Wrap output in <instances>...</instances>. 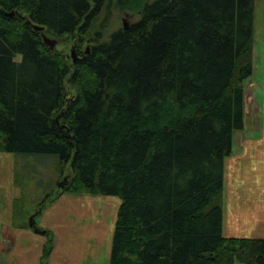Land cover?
<instances>
[{"label":"trees","instance_id":"16d2710c","mask_svg":"<svg viewBox=\"0 0 264 264\" xmlns=\"http://www.w3.org/2000/svg\"><path fill=\"white\" fill-rule=\"evenodd\" d=\"M256 1L0 0V154L120 197L110 264H264L263 238L224 235L222 203ZM114 10L139 20L106 37ZM43 35L78 40L77 62Z\"/></svg>","mask_w":264,"mask_h":264},{"label":"rangeland","instance_id":"374dc122","mask_svg":"<svg viewBox=\"0 0 264 264\" xmlns=\"http://www.w3.org/2000/svg\"><path fill=\"white\" fill-rule=\"evenodd\" d=\"M147 1L152 2L154 0ZM125 19L130 26V24H134L139 20V16L130 11L120 12L114 10L108 24L106 37L122 28ZM255 31L256 44L264 41V0L256 1ZM64 43L65 41L58 40L57 48L66 51L68 56L72 58V50L77 52L78 40L65 43L67 45ZM88 48L90 46L87 44L84 50L86 51ZM263 50V43L256 45V50H254V73L248 79L245 88L246 119L254 125H259L262 122L261 115L264 105ZM242 131L237 132L235 135L234 148L236 149H239L242 139L248 136L246 132L243 133ZM12 155L17 158L15 163L18 162L20 165L16 167L17 172H0V205L4 207L8 203L7 196L10 190V196L13 197V203L15 204L12 212H14V216L16 212L18 213L16 218H19V220L23 219V224H20V226L25 224V227L30 228V220L33 219L35 226L31 227L48 238L44 251L48 257L43 259L42 264H51L50 253L56 246L55 238L58 237L61 230L63 231V226L66 228L64 233L71 237H78L84 246H87L89 242L88 244L93 246V250L96 249L98 252L99 255L96 258L93 260L83 258V262L88 264H110V246L122 199L120 197L107 198L99 196L79 197L63 193L64 188L68 185L70 175L69 172L63 174L56 172V157ZM9 158L11 161L12 158ZM48 209L54 211H47ZM48 214L56 218L55 222L51 221L49 223L50 226L47 225L48 222H45ZM41 220L44 222L42 223ZM93 250L91 251L93 252ZM69 260L71 264L76 261L74 257Z\"/></svg>","mask_w":264,"mask_h":264},{"label":"crops","instance_id":"0c3cea01","mask_svg":"<svg viewBox=\"0 0 264 264\" xmlns=\"http://www.w3.org/2000/svg\"><path fill=\"white\" fill-rule=\"evenodd\" d=\"M262 43L264 41L256 45ZM261 117L262 122L259 125L246 119L242 132H246L248 136L242 139L239 149L234 148L227 163L226 192L224 190L225 195L222 198L226 237L264 239V105ZM9 157L12 158L11 161ZM15 160L17 158L12 154H0V172H17L16 167L20 164L15 163ZM13 166L15 167L12 168ZM10 194L9 190L8 203L4 207L0 205V264H42L43 259L48 257L44 252L48 238L31 226H20L23 219L16 218L17 212L14 216L12 208L15 204ZM46 217L47 225L50 226L51 221L55 222V216L48 214ZM62 228L63 231L55 238L56 246L50 253L51 264H71L69 259L72 257L76 260L72 264H88L83 262V258L93 260L99 255L89 242L84 246L78 237L64 233L65 226Z\"/></svg>","mask_w":264,"mask_h":264},{"label":"water","instance_id":"95a60500","mask_svg":"<svg viewBox=\"0 0 264 264\" xmlns=\"http://www.w3.org/2000/svg\"><path fill=\"white\" fill-rule=\"evenodd\" d=\"M34 27L38 31L43 30V27L42 26H34ZM124 27L126 29L129 27V24H128V22H127L126 19L124 20ZM43 39H44L45 43L47 45H49L52 49H55L56 48V46L58 44V41L56 39H51V38L47 37L46 35H43ZM89 52H90V48H88L86 50V53H89ZM71 56H72V59L74 60V62H77V60H78V54H77L76 50H72V55ZM30 225L31 226H34L33 219L30 220Z\"/></svg>","mask_w":264,"mask_h":264}]
</instances>
